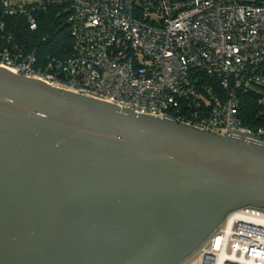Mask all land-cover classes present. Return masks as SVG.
I'll return each mask as SVG.
<instances>
[{
  "label": "water",
  "instance_id": "95a60500",
  "mask_svg": "<svg viewBox=\"0 0 264 264\" xmlns=\"http://www.w3.org/2000/svg\"><path fill=\"white\" fill-rule=\"evenodd\" d=\"M243 207L264 145L0 67V264H178Z\"/></svg>",
  "mask_w": 264,
  "mask_h": 264
},
{
  "label": "built area",
  "instance_id": "2783aa9c",
  "mask_svg": "<svg viewBox=\"0 0 264 264\" xmlns=\"http://www.w3.org/2000/svg\"><path fill=\"white\" fill-rule=\"evenodd\" d=\"M0 4L8 15H24L30 29L34 10L66 5L72 40L64 58L37 56L16 42L0 46L1 68L120 110L264 145V0ZM179 264H264V210L229 212Z\"/></svg>",
  "mask_w": 264,
  "mask_h": 264
},
{
  "label": "trees",
  "instance_id": "16d2710c",
  "mask_svg": "<svg viewBox=\"0 0 264 264\" xmlns=\"http://www.w3.org/2000/svg\"><path fill=\"white\" fill-rule=\"evenodd\" d=\"M66 5H47L33 11L36 27L30 29L26 17L20 14L8 15L0 4V46L16 42L19 48L34 51L37 56L64 58L71 53V35ZM255 109L250 110L253 114ZM247 123L258 124L259 119H247Z\"/></svg>",
  "mask_w": 264,
  "mask_h": 264
},
{
  "label": "rangeland",
  "instance_id": "374dc122",
  "mask_svg": "<svg viewBox=\"0 0 264 264\" xmlns=\"http://www.w3.org/2000/svg\"><path fill=\"white\" fill-rule=\"evenodd\" d=\"M179 263H180V262H179ZM179 263H178V264H179Z\"/></svg>",
  "mask_w": 264,
  "mask_h": 264
}]
</instances>
